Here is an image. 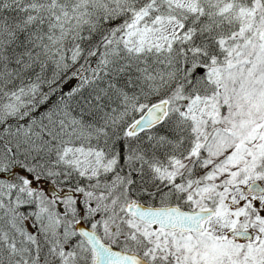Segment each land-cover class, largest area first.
Here are the masks:
<instances>
[{"label":"snow or ice","instance_id":"obj_1","mask_svg":"<svg viewBox=\"0 0 264 264\" xmlns=\"http://www.w3.org/2000/svg\"><path fill=\"white\" fill-rule=\"evenodd\" d=\"M0 264H264V0H0Z\"/></svg>","mask_w":264,"mask_h":264}]
</instances>
